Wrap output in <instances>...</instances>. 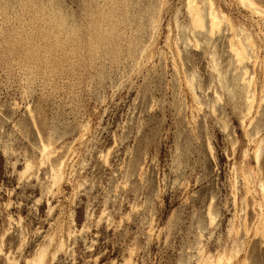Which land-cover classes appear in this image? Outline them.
Returning <instances> with one entry per match:
<instances>
[{"label": "rangeland", "instance_id": "obj_1", "mask_svg": "<svg viewBox=\"0 0 264 264\" xmlns=\"http://www.w3.org/2000/svg\"><path fill=\"white\" fill-rule=\"evenodd\" d=\"M212 1L233 30L188 0H0V264H264V18Z\"/></svg>", "mask_w": 264, "mask_h": 264}, {"label": "bare ground", "instance_id": "obj_2", "mask_svg": "<svg viewBox=\"0 0 264 264\" xmlns=\"http://www.w3.org/2000/svg\"><path fill=\"white\" fill-rule=\"evenodd\" d=\"M244 0H241L243 2ZM245 5H247L251 10L258 15H261L264 18V7H261L257 5L253 0H246L244 2ZM212 0H206V7L203 10L199 3L195 0H188L187 2V8L188 12L192 21L193 27L196 28H206L208 27V31L210 34L215 33L216 30L220 29V26L223 21H227L229 27L231 30H233V25L231 23L230 18L226 13L223 11H218L217 8L214 6ZM245 34V33H244ZM246 41L242 38L240 35H236V41L233 40V37L230 39V49L232 52H234V55L236 57V60L239 64H241L246 58H248V52H247V45H250L251 47H254V41L250 34H246L245 36ZM248 77V78H247ZM242 80L244 83L247 84V90H246V104H247V111L246 114H249L252 110L255 98H256V92L254 89V76L248 73V69H243V75ZM190 81V80H188ZM191 83V81L189 82ZM259 142H257L256 147L254 148L255 154L257 156L258 149H259ZM47 145H44L42 147L43 152L46 151ZM30 166L29 162L26 163V167L28 168ZM63 162H59L56 168H53V178L55 179L58 175L61 176L63 171ZM262 189H264V184L262 185ZM249 192V188L247 189ZM263 222L262 220L259 221L257 228L260 231L261 234H264V228H263ZM248 231V230H247ZM256 231V232H257ZM41 256V255H40ZM204 257V256H203ZM205 262L209 264H221V263H227V261L231 259V257H226L224 255H218L215 259H212L211 255H207L205 258ZM201 260V259H200Z\"/></svg>", "mask_w": 264, "mask_h": 264}]
</instances>
